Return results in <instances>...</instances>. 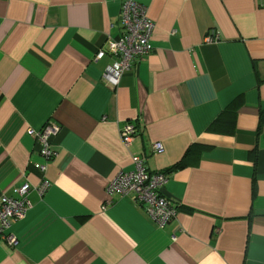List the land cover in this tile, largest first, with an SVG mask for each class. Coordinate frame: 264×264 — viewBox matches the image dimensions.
Wrapping results in <instances>:
<instances>
[{
	"label": "crops",
	"instance_id": "obj_1",
	"mask_svg": "<svg viewBox=\"0 0 264 264\" xmlns=\"http://www.w3.org/2000/svg\"><path fill=\"white\" fill-rule=\"evenodd\" d=\"M125 1L0 0V196L29 184L32 203L0 264H264V0H136L152 50L114 88L116 57L96 56L120 37ZM48 122L42 173L28 131ZM134 155L169 174L178 212L163 228L129 197L106 204Z\"/></svg>",
	"mask_w": 264,
	"mask_h": 264
},
{
	"label": "built area",
	"instance_id": "obj_2",
	"mask_svg": "<svg viewBox=\"0 0 264 264\" xmlns=\"http://www.w3.org/2000/svg\"><path fill=\"white\" fill-rule=\"evenodd\" d=\"M120 23L122 26L120 37L106 41L96 56V59H99L105 53H109L116 57V61L107 67L103 75L107 84L114 88L118 85L120 77L130 70L135 56L144 57L151 52L150 37L154 29V23L147 16L146 7L136 0H127L122 4ZM219 40L220 35L216 30L211 32L207 39L212 42ZM58 132L59 128L51 122L45 124L40 131H28V134L35 138L39 147V156L43 159L42 163H35L33 167L42 173L47 162L54 155L50 148V139ZM137 134V128L131 122L125 123L119 130L120 140L126 148L131 145ZM153 151L161 153L162 145L153 144ZM131 160L133 169L119 172L109 182L106 188L108 196L106 204L110 203V197L114 194L129 197L132 201L143 205L151 220L159 228H163L176 218L178 212L177 205L162 194L169 176L165 172L150 173L139 156H131ZM45 182L43 181V184L37 188L39 194L47 188ZM30 190L29 184H23L14 190L17 198H10L4 194L0 196V242H4L9 247L17 244L16 238L10 233L11 226L21 220L32 207L28 199ZM171 239L174 241L176 235H172Z\"/></svg>",
	"mask_w": 264,
	"mask_h": 264
},
{
	"label": "trees",
	"instance_id": "obj_3",
	"mask_svg": "<svg viewBox=\"0 0 264 264\" xmlns=\"http://www.w3.org/2000/svg\"><path fill=\"white\" fill-rule=\"evenodd\" d=\"M181 165L180 164H177V165H175L173 168H177V167H180ZM151 173V172H150ZM154 173V172H153ZM165 173H167V172H165ZM168 174V173H167ZM169 175V174H168Z\"/></svg>",
	"mask_w": 264,
	"mask_h": 264
}]
</instances>
